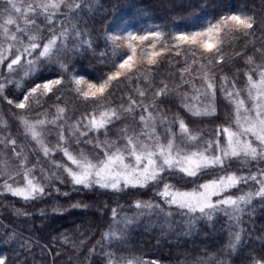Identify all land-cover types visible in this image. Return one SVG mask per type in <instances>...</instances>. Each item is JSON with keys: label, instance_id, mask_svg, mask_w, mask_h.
<instances>
[{"label": "snow or ice", "instance_id": "obj_1", "mask_svg": "<svg viewBox=\"0 0 264 264\" xmlns=\"http://www.w3.org/2000/svg\"><path fill=\"white\" fill-rule=\"evenodd\" d=\"M0 3L6 5L0 9V68H5V61H8L6 71L9 74L7 77L0 74V96H3L8 85L15 84L20 88L22 81L40 70L43 61L57 64L63 73L68 74L67 80L64 75H60L35 83L18 102L14 103L13 99L5 96L8 104H14L20 110L39 107L41 100L50 94L60 100V92L68 88L83 101H94L99 109L83 114L72 123L68 122L70 117L65 116L66 105H54L56 111L51 117L47 111L40 113V118L36 120L30 119L26 113L22 114L19 120L24 134L36 143L37 149L45 157L61 152L69 163L51 161L54 170L45 171L40 167V177H37L34 173L39 165L29 166L23 147L18 146L10 134L0 135V145L4 148L11 146L19 161V171L11 172L0 156V176L5 177L3 184H0V195L10 194L25 202L41 199L52 192L67 196L68 192L61 193L56 186L57 182L65 183V176L77 191L81 188H100L120 192L127 188H146L150 184L160 185L163 182L157 195L169 208L176 207L187 217L189 231L197 220L211 221L218 213L228 216L238 228L231 234L233 238L228 244L229 250L235 252L242 239L243 229L239 227L241 217L253 199L264 200V167L260 166L264 162V64L256 63L251 56L246 58L245 63L250 67L245 72L247 81L242 89L221 70L219 88L225 99L233 105V120L227 126H218L214 137L203 138L200 132L192 131L179 116L169 118L159 108L157 101L161 97L177 93L181 96L182 106L193 116L214 115L216 64L225 62L224 38L233 33L252 36L253 30L257 28L254 14L230 11L221 13L216 18L204 17L202 23L193 22L191 30L169 34L170 42L165 39L166 33L158 28L147 29L143 34L124 30L107 33L106 48L99 55L110 56L111 60L101 62L113 64L114 70L106 73L98 82H90L74 71L69 72L68 62L61 57L93 49V41L75 23L61 26L57 31V25H63V21L57 17L61 14V9H66L63 13L65 18L70 21L76 19L72 13L78 15L82 5L83 10H92L91 0H0ZM38 18L43 19L45 26L51 25L48 28L51 35L47 39L42 34L43 28L37 23ZM259 27L264 28V24ZM149 41L150 43L145 44ZM121 49H126L127 54H122ZM257 51L264 54V49ZM168 52L183 58L184 66L178 69L179 83L170 86L162 80L161 87L152 92V98L146 102L144 97L147 89L152 87V66L157 65L159 58ZM18 70H22L23 75L20 80H15L11 74ZM122 77V82L129 85L133 79L139 81L143 78L147 88L137 84L133 89L140 97L139 101L129 95L127 105L121 103L113 107L110 103L106 104L112 95L110 89L114 87V82L120 81ZM196 80L200 81L199 87L195 84ZM185 84L194 93L192 100L199 102L203 96L206 102L199 106L190 104L188 92L179 91ZM137 111L141 112L140 131L124 125L117 140L109 139V127L125 116L135 118L134 113ZM48 124L59 129L57 142L53 145H49L44 136V129ZM173 124L178 125V131L172 130ZM158 126L164 129L163 138L157 132ZM5 128L7 121L0 118V130ZM101 132L103 140L100 139ZM89 133H94L95 136L82 141L81 138L89 136ZM221 134L225 136L223 145L220 142ZM119 140L124 143L121 145ZM72 142L92 144L102 155L90 157L83 150L74 152L71 150ZM232 160H239L245 166L256 162L257 171L249 172L248 175L224 172L231 166L229 162ZM209 169H220L223 174L202 183L195 182V186L188 190L164 182L167 180L166 174L174 175L179 172L186 177L198 178L202 174H208ZM17 176L22 177L23 183L16 181ZM249 181L255 182L258 187L240 195L228 194L231 189L239 188ZM71 207L87 205L74 203ZM134 207L138 210L135 215L125 214L119 219L117 210L112 209L113 224L103 233L105 241L123 239L127 228L138 217L150 215L154 209H159L166 218L172 214L170 211L164 212L158 204L154 205L150 201H136ZM18 214L22 213L18 210ZM63 240L65 244L70 243L71 247H76V242H70L68 236H64ZM107 255L108 264H146L139 258L117 261L113 254ZM0 264H5L4 257H0ZM152 264L156 262L153 261ZM199 264L206 262L201 261ZM252 264H264V254L260 259H253Z\"/></svg>", "mask_w": 264, "mask_h": 264}, {"label": "trees", "instance_id": "obj_2", "mask_svg": "<svg viewBox=\"0 0 264 264\" xmlns=\"http://www.w3.org/2000/svg\"><path fill=\"white\" fill-rule=\"evenodd\" d=\"M91 3V11L83 10L82 5L78 15L72 13L76 19L71 21L66 19L63 15L66 9H61V14L57 17L63 21V25H57V31L61 26H71V23H75L93 41L94 52L93 49H87L80 54L69 53L61 57L68 62L69 72L74 71L90 82H98L106 73L114 70L113 64L101 62L112 58L99 55L106 48L107 33L122 31L126 27H132L134 31L139 32L158 28L166 33L165 39L170 42L169 34L191 30L193 22L202 23L204 17L216 18L221 13L230 11L254 14L257 28L253 30L252 36L233 33L224 38L223 48L226 55L223 64H216L215 102L220 103L225 100L219 88L221 70L230 80H235L236 86L242 89L247 81L245 72L250 67L245 63L246 58L251 56L256 63L264 64V54L257 51L264 49V28L259 27L264 24V0H91ZM4 7L6 5L0 3V9ZM37 23L43 28L42 34L47 39L51 35L48 31L51 25L45 26L42 18H38ZM237 53L239 55H236ZM159 61L157 65L152 66V87L147 89V95L144 97L146 102L152 98L151 93L161 87L162 80L168 82L170 86L179 83L178 69L184 66L182 56L168 52L161 56ZM7 62L5 61V68L0 69V74L5 77L9 75L6 71ZM41 63L40 70L34 76L22 81L20 88L15 84L8 85L3 96H0V118L7 121V128L0 130V135L10 134L17 141V145L23 147L28 156V165H39L34 173L37 177H40V167L45 171L54 170L51 161L69 162L61 152L45 157L37 149L36 143L29 136H25L19 117L26 113L30 119L36 120L40 118L39 114L45 111L51 117L56 111L54 107L56 104L67 106L65 116L70 117L69 123L76 121L83 114L91 113L94 109L99 111L94 101L85 102L68 88L60 92V100H56L55 95L50 94L41 100L39 107L20 110L15 108L14 104H8L4 99L5 96L13 99L14 103L18 102L25 91L35 83L60 75H64L67 80L68 74L63 73L57 64H47L43 61ZM143 67L148 66L143 65ZM11 75L13 79L20 80L23 71L18 70ZM253 75L255 79L256 76ZM122 81L123 77L120 81L114 82V87L110 89L112 95L105 102L106 104L110 103L113 107L121 103L127 105L129 95L139 101L140 97L133 89L137 84L147 88L143 78L139 81L133 79L130 85ZM195 84L199 87L200 81L196 80ZM179 91L181 93L187 91L189 97L194 95L187 84ZM157 104L169 118L179 116L189 128L206 124L207 130L213 135L216 134L215 130L218 126H227L230 122L225 113L205 119L192 117L182 106L181 96L177 93L161 97ZM140 115L141 112L137 111L134 113L135 118L125 116L112 124L108 131L109 139L117 140L124 125L134 124L138 128ZM232 117L231 107V119ZM59 123L63 124V121ZM174 129L178 130V125L174 124ZM58 131L59 129L52 124L45 127L44 136L49 145L57 142ZM67 135L65 126V136ZM94 136V133H89V136L82 137L81 140ZM103 138L101 132L100 139ZM220 139L222 140L221 137ZM71 150L74 152L83 150L90 157L102 155L92 144L83 142L79 144L72 142ZM0 156L4 158L9 171H19V161L11 146L4 148L0 145ZM260 166L264 167V164ZM223 171L248 175L249 172L255 173L257 167L255 164L245 166L233 161L231 168L227 167ZM219 174H223L220 169H209L208 174L191 178L176 172L174 175L166 174L167 180L164 182L188 190L195 186V182L202 183L216 178ZM4 179L5 177L0 176V184H3ZM64 179V184L57 182L56 186L60 188L61 193L68 192L67 196L52 192L51 195L41 199L25 202L10 194L0 195V257L5 258V264H108V253L113 254L117 261L124 258H139L146 264H152L153 261L156 264H199L201 261L206 264H252L253 259H260L264 254V200L260 198L253 199L241 217L239 227L243 229L242 239L237 250L233 252L229 250L228 244L233 238L231 234L238 230L235 223L223 213H218L211 221L197 220L189 231L186 224L187 217L182 215L178 208H169L157 195L158 188H162L163 182L160 185L150 184L146 188H127L120 192L100 188H81L77 191L73 189L66 176ZM16 181L21 183L22 177L17 176ZM256 187L258 185L255 182L249 181L248 184L231 189L228 194L240 195ZM136 201H150L154 205L158 204L164 212L170 211L172 214L166 218L159 209H154L150 215L138 217L127 228L123 239L105 241L103 233L113 224L112 209L117 210V219L125 214L133 216L138 211L134 207ZM74 203L87 207L73 208L71 205ZM18 210L22 214H18ZM64 236H68L70 242H76V247H71L70 243L65 244ZM91 249L94 251H90Z\"/></svg>", "mask_w": 264, "mask_h": 264}, {"label": "rangeland", "instance_id": "obj_3", "mask_svg": "<svg viewBox=\"0 0 264 264\" xmlns=\"http://www.w3.org/2000/svg\"><path fill=\"white\" fill-rule=\"evenodd\" d=\"M124 31H133V32H136L138 34H143V32H144V31L143 32H139L138 30L134 31L132 27H126V29ZM148 43H150V41L149 42H145V44H148ZM120 51L123 54H127V50L126 49H121ZM138 53H139V49H138ZM82 87H85V86H82ZM188 102L190 104L198 105L199 106V105H202L203 103H205L206 101H205V98H203V97L200 98V101L199 102H197L195 100H192L191 97H189V101ZM218 102L219 101L215 102V100H214V106H215V114L214 115L193 116L190 111H188V113L192 117H195L197 119L213 118V117H215L217 115H220L222 113H225L226 118L230 121L229 124L232 123L233 117L231 119V107L233 108V105L230 104L227 99L221 101L220 103H218ZM127 125H129L130 128L135 129L137 132H139L140 129H141V124H139V127L138 128L134 124H127ZM190 129L192 131L200 132L202 134V137L203 138H211V137H214L215 136V135H213V133L210 130H207L206 124H202L200 126L196 125V126L190 128ZM172 130L174 132L175 131H178V130L174 129V124L172 125ZM157 132L161 133L162 138H163V133H164L163 127L158 126L157 127ZM220 137L222 138V140L220 139V142L223 145L225 143V136L223 134H221ZM177 140H179V136L177 137ZM119 141H120L119 143L121 145L124 143L123 140H119ZM233 161L236 162V163L242 164L239 160H232V161L229 162V164L231 165V163ZM251 164H255L256 165V162H251L250 165ZM261 164H264V162H262ZM230 168H231V166H230ZM21 183H23V180H22Z\"/></svg>", "mask_w": 264, "mask_h": 264}]
</instances>
